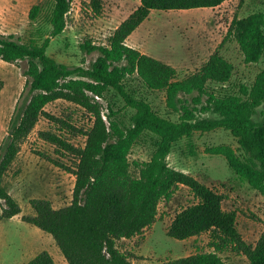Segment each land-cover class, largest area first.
Returning a JSON list of instances; mask_svg holds the SVG:
<instances>
[{
    "label": "trees",
    "instance_id": "obj_1",
    "mask_svg": "<svg viewBox=\"0 0 264 264\" xmlns=\"http://www.w3.org/2000/svg\"><path fill=\"white\" fill-rule=\"evenodd\" d=\"M76 1L52 0L51 37L64 32ZM227 1L140 0V5L114 30L108 45H96L90 39L81 45L88 54H99L89 69L71 67L49 56L50 39L41 45L25 44L0 33V59L28 63L27 92L0 153V200L6 205L0 220L21 212L4 188L3 179L24 139L46 116L59 130L40 132V137L59 155L70 159V166L58 160L53 163L75 175L73 200L56 209L47 199H34L31 205L35 214L23 220L51 235L68 264H133L131 254L120 250L118 241L141 236L151 228L157 221L160 203L169 202L180 186L187 187L197 202L176 214L167 235L184 241L210 234L213 251L164 264H228L220 255L228 249L245 256L248 264H264V231L255 244L246 242L237 229L236 213L223 208V195L168 163L173 145L182 138L196 132L229 131L238 148L219 145L208 149V153L224 157L235 174L264 197V69L250 86L241 85L238 94L218 96L209 88V83L226 85L234 75V64L220 51L230 38L238 44L245 65L256 64L264 57V12L234 17L217 50L181 80L172 65L127 45L129 37L154 10L216 8ZM244 2L239 0V6ZM87 5L92 17L103 16L102 0H90ZM39 10L38 5L32 7L31 20L36 19ZM132 76L151 91L165 92L166 106L178 114V121L160 116L147 101L130 94L125 80ZM109 89L135 111L132 128L124 130L111 114L105 119L98 99ZM58 100L84 109L92 126L83 130L67 118L47 113L45 108ZM261 107L262 120L258 122L255 117ZM68 133L83 135L84 146L72 144ZM143 133L155 137L156 150L148 161L131 163L130 152ZM132 165L138 176L132 175ZM27 264L56 263L48 252H42Z\"/></svg>",
    "mask_w": 264,
    "mask_h": 264
},
{
    "label": "rangeland",
    "instance_id": "obj_2",
    "mask_svg": "<svg viewBox=\"0 0 264 264\" xmlns=\"http://www.w3.org/2000/svg\"><path fill=\"white\" fill-rule=\"evenodd\" d=\"M104 13L100 18L91 15L90 0L73 3L64 32L51 37L50 16L52 0H0V33L13 36L25 44H43L50 39L47 54L71 67L89 69L98 52L88 54L81 45L90 39L96 45H108L114 30L140 5V0H102ZM40 6L35 20L30 19L33 6ZM264 12V0H228L216 8L151 12L149 18L129 37L127 45L140 52L172 65L179 80L198 70L217 50L227 35L234 17H247L254 12ZM235 66L229 83H209L210 90L218 96L238 94L241 85L250 86L256 75L264 69V57L260 62L245 65L236 41L230 38L220 50ZM27 61L14 63L0 59V153L8 138L11 121L17 107L27 92L25 74ZM128 92L137 99L147 101L160 116L178 121V114L166 106L165 92L151 91L136 77L125 80ZM105 119L109 114L120 127H133L135 111L128 107L113 89L106 91L102 99ZM262 107L256 121H261ZM51 115L71 120L78 128L92 126L90 115L81 107L58 100L45 108ZM204 117H212L205 114ZM57 124L42 117L33 131L20 145V151L4 176L3 186L21 208L20 214L0 220V264H27L36 255L48 252L56 264H68L53 237L26 223L25 216L35 214L31 201L47 199L58 209L73 200L75 175L59 167L53 160L71 165L68 157L55 151V147L40 137V132H58ZM76 147H83L85 137L79 133L66 134ZM228 145L238 148L237 140L229 131L218 129L210 133L196 132L184 137L172 147L169 165L188 173L224 197L223 208L237 215V229L243 239L255 244L264 231V197L246 181L241 180L230 168L226 159L208 153V149ZM156 150V140L150 133H143L133 146L129 160L148 161ZM131 173L138 176L132 165ZM197 202L191 191L180 186L169 202L158 207L155 224L141 236L118 241L120 250L131 254L133 264H164L169 260L196 253L211 252V235L204 234L184 241L167 235V228L177 213ZM6 207L0 200V214ZM228 264H248L245 256L231 250L220 253Z\"/></svg>",
    "mask_w": 264,
    "mask_h": 264
}]
</instances>
